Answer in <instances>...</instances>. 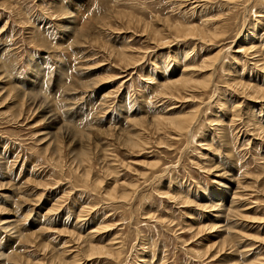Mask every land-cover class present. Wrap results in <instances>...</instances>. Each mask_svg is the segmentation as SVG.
Listing matches in <instances>:
<instances>
[{
    "label": "rangeland",
    "instance_id": "obj_1",
    "mask_svg": "<svg viewBox=\"0 0 264 264\" xmlns=\"http://www.w3.org/2000/svg\"><path fill=\"white\" fill-rule=\"evenodd\" d=\"M0 264H264V0H0Z\"/></svg>",
    "mask_w": 264,
    "mask_h": 264
},
{
    "label": "bare ground",
    "instance_id": "obj_2",
    "mask_svg": "<svg viewBox=\"0 0 264 264\" xmlns=\"http://www.w3.org/2000/svg\"><path fill=\"white\" fill-rule=\"evenodd\" d=\"M57 13V12H56ZM61 14V13H60ZM192 29V28H191ZM187 33H189V32H187ZM162 39V38H161ZM124 54V57L125 56H127V55H125V53H123ZM189 80V79H188ZM188 80H184V82H183V80L181 79V80H179V81H177L176 82V80L175 81H173V82H171V84H170V86H169V88H172V89H174V86H189L190 84H192V85H190V87L192 86V87H196L197 85L193 82L192 83V81L190 80V81H188ZM169 84V83H168ZM183 88H185V87H183ZM188 88V87H187ZM186 89V88H185ZM50 116H52V115H50ZM193 116V114L191 113V115H187V116H181V117H179V116H177V117H175V118H172V119H168V120H164V121H166L167 123H169V124H171L172 126H175L176 128H178V129H182V128H185L186 126L188 127V126H191V124H192V122H194V120L195 119H191L190 117H192ZM57 120V119H56ZM193 120V121H192ZM174 127V128H175ZM56 128V127H55ZM136 135V134H135ZM234 198H235V196H234ZM235 219V218H234ZM225 225V224H224ZM232 226V225H231ZM7 228V227H6ZM17 230V229H16ZM6 231V230H5ZM19 234V233H18ZM94 248V247H93ZM97 249H99V248H97ZM93 250V249H92ZM99 250H102V249H99ZM96 253H97V251H95ZM93 253H94V251H93ZM101 254V253H100Z\"/></svg>",
    "mask_w": 264,
    "mask_h": 264
}]
</instances>
